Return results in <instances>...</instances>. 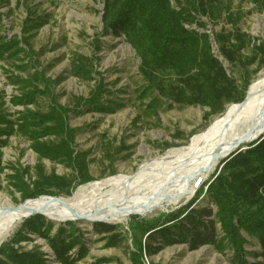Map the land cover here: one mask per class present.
Wrapping results in <instances>:
<instances>
[{
	"label": "trees",
	"instance_id": "obj_1",
	"mask_svg": "<svg viewBox=\"0 0 264 264\" xmlns=\"http://www.w3.org/2000/svg\"><path fill=\"white\" fill-rule=\"evenodd\" d=\"M253 1L264 12V0ZM9 2L0 0V28L4 20L1 9ZM178 5L179 9L171 0H104L103 35L124 36L136 51L146 82L141 95L153 96L147 107H155L163 100L169 107L199 105L209 109L204 115L209 120L223 113L227 105L243 101L250 84L249 76L240 84L227 72L214 51V43L225 60L241 65L247 72L252 65L264 68V40L242 30L243 12L234 11L225 0H178ZM223 13L231 29L212 35L192 27L196 24L205 28L202 16L215 21ZM46 23L47 18L28 9L22 38L0 34V60L12 61L16 69L26 70L27 65L15 63H22L29 55L30 38ZM84 63L85 60L77 66L74 62L72 73L83 74ZM40 80L38 74L25 79L16 76L11 82L22 84L21 94L13 96L11 102L28 106L35 104L39 96L49 95L51 81H44L45 89H41L35 84ZM97 97L85 100L88 110L116 111L114 106L98 102ZM4 104L0 95V149L18 134L31 142L39 160L62 163L76 172L71 177L55 171L47 173L40 162L33 178L30 167L11 166L13 173L7 174L8 182L20 193L22 202L42 195L69 196L78 185L93 179L86 155L75 149L77 130L68 125L66 107L55 103L48 112L26 108L14 117ZM4 169L0 150V191ZM29 175L30 180L26 178ZM205 186H200L197 194L178 209L151 220L131 219L130 227L143 236L139 240L132 235L130 257L134 264H142L145 255L152 257L175 244H186L190 250L212 245L221 253L228 249L232 252L231 264H264V134L225 157ZM93 228L106 247L126 245L128 238L119 223L95 222ZM86 231L77 221L68 220L56 228L52 220L34 214L0 245V264H47L49 258L40 246L30 250L17 246L31 240V234L45 240L60 264H77L90 252ZM247 236L257 240L259 250L247 248Z\"/></svg>",
	"mask_w": 264,
	"mask_h": 264
},
{
	"label": "rangeland",
	"instance_id": "obj_2",
	"mask_svg": "<svg viewBox=\"0 0 264 264\" xmlns=\"http://www.w3.org/2000/svg\"><path fill=\"white\" fill-rule=\"evenodd\" d=\"M171 1L174 7L180 8L178 0ZM225 1L232 4L234 11L243 12L240 22L242 30L255 39L264 40V12L256 7L255 2ZM103 8L104 0H10L9 5L1 9L4 20L0 34L9 37L13 34L23 37V24L28 9L47 18V23L30 38L29 55L22 63H15L27 65L26 70L16 69L12 61L0 60V95L5 102L4 108L16 117L19 111L26 108L48 112L55 103L66 107L69 110L68 125L77 130L75 149L86 155L89 172L93 177L90 182L116 174L135 173L148 157H155L171 147L187 144L194 135L203 132L222 114L205 120L204 115L208 108L178 104L169 107L165 100L158 102L155 107H147L153 96L143 98L141 95L146 85L140 73L141 60L124 36L103 35ZM200 19L206 23V27L199 28L196 24L192 27L208 31L212 35L223 29H231V25L226 22L225 13L215 21L210 20L209 16H202ZM214 51L223 61L227 72L240 84L248 76L251 84L261 73L264 74V68L258 69L257 65L250 66L247 72L239 64L231 65L220 55L215 43ZM83 60V74L74 75V62L75 65L81 66ZM31 74L41 77L40 81L35 82L41 89H45L44 81H51L50 94L39 96L35 104L14 105L11 98L21 94L22 84H14L11 81L15 80L16 76L25 79ZM93 96H98V102L114 106L116 111L103 113L88 110L85 100ZM48 139L53 140L54 137ZM30 143L27 138L15 134L9 138V143L0 149L2 164L5 167L1 174L3 189L0 191V197L16 205L22 201L20 193L8 182L7 174L13 173L11 166L30 167L33 178L35 166L40 162L45 166L47 173L55 171L59 175L70 177L76 174L72 168L62 163L49 159L39 160ZM215 171L204 179L201 187L205 189L206 182L211 180ZM26 178L30 180V175ZM84 184L78 185L76 189ZM189 186L188 193L180 200L166 204L149 215L135 214L124 219L109 220L111 223H119L128 238L126 245L121 247H106L105 241L99 240L93 224L104 221L72 219L87 230L86 236L90 246L89 254L77 264H134L130 257V249L133 248L132 235L139 240L143 239V236L139 230L130 227L131 219L136 217L138 220H151L178 209L197 194L198 189L194 188L193 182ZM199 198L202 199L203 194ZM44 216L52 220L56 228L68 221L53 220L45 214ZM25 219L5 241L14 236ZM31 236V240H23L17 246L25 250L40 246L46 252V258H49L47 264H60L44 239L34 234ZM247 238L249 250L260 249L256 239L248 236ZM231 255L230 250L221 253L212 245L190 250L186 244H175L152 257L145 255L142 264H231ZM104 259L112 261L104 262Z\"/></svg>",
	"mask_w": 264,
	"mask_h": 264
},
{
	"label": "bare ground",
	"instance_id": "obj_3",
	"mask_svg": "<svg viewBox=\"0 0 264 264\" xmlns=\"http://www.w3.org/2000/svg\"><path fill=\"white\" fill-rule=\"evenodd\" d=\"M264 133V74L248 87L243 101L233 103L201 133L181 146L148 157L131 174H116L79 186L69 196H41L19 205L0 197V245L24 218L36 212L53 220L124 219L149 215L175 203L191 182L204 181L220 162Z\"/></svg>",
	"mask_w": 264,
	"mask_h": 264
},
{
	"label": "water",
	"instance_id": "obj_4",
	"mask_svg": "<svg viewBox=\"0 0 264 264\" xmlns=\"http://www.w3.org/2000/svg\"><path fill=\"white\" fill-rule=\"evenodd\" d=\"M262 134H264V133H262ZM262 134H260L259 136H261ZM259 136H258V137H259ZM258 137H256L254 140H256ZM254 140H253V141H254ZM253 141H252V142H253ZM250 143H251V142H250ZM243 148H245V147H243ZM230 154H231V153H230ZM230 154H228V155H230ZM228 155H227V156H228ZM227 156H226V157H227ZM220 168H221V167H220ZM45 196H55V195H45ZM40 197H41V196H40ZM28 200H31V199H28ZM28 200H26V201H28ZM38 213L44 215V213H41V212H36V213H34V214H38ZM72 219H81V218H68V219H65V220H72ZM61 221H64V220H61ZM101 221L111 223V221H109V220H101Z\"/></svg>",
	"mask_w": 264,
	"mask_h": 264
},
{
	"label": "built area",
	"instance_id": "obj_5",
	"mask_svg": "<svg viewBox=\"0 0 264 264\" xmlns=\"http://www.w3.org/2000/svg\"><path fill=\"white\" fill-rule=\"evenodd\" d=\"M202 182H203V181H201V182H196V183L194 184V188H195V189H198V188L201 186Z\"/></svg>",
	"mask_w": 264,
	"mask_h": 264
}]
</instances>
